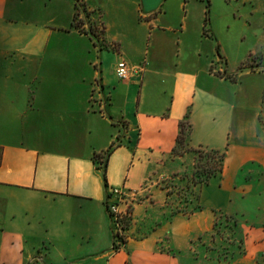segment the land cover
Here are the masks:
<instances>
[{"label": "crops", "instance_id": "0c3cea01", "mask_svg": "<svg viewBox=\"0 0 264 264\" xmlns=\"http://www.w3.org/2000/svg\"><path fill=\"white\" fill-rule=\"evenodd\" d=\"M48 1L45 13L35 14L0 0V20L9 11L22 20L60 19ZM75 1L56 30L41 28L26 40L35 26L19 23L9 28L12 39L0 38L1 49L23 51L38 70L51 69L35 76L56 85L36 97L34 122L23 125L28 134L18 142L0 139V264H230L206 256L201 240L218 213L239 212V193L256 190L251 179L258 188L264 180V99L256 97L260 106L235 104V75L216 67L222 45L205 26L213 0ZM64 37L67 44L52 45ZM69 52L74 59L64 58ZM120 61L143 69L122 80ZM119 82L128 90L125 109L116 106ZM186 116L191 148L226 153L220 180L194 190V155L173 154ZM112 146L105 182L94 156ZM116 188L129 213L118 250L106 206ZM250 241L261 244L247 247L241 264H264V234Z\"/></svg>", "mask_w": 264, "mask_h": 264}, {"label": "rangeland", "instance_id": "374dc122", "mask_svg": "<svg viewBox=\"0 0 264 264\" xmlns=\"http://www.w3.org/2000/svg\"><path fill=\"white\" fill-rule=\"evenodd\" d=\"M13 1L17 9L19 7L27 8V10L33 9L36 11L35 14L39 11L42 12V10L45 13L47 10L44 0ZM74 1L49 0L48 5L50 7L57 6L60 10V19H55L54 21L45 18L17 19L14 13L9 11L0 20L7 26L6 29H0V38L12 39L10 27L18 26L19 23H23V25L27 23V27L28 24L35 26L28 33L26 40H30L41 28H45L48 32L56 30L57 27L66 25L68 21V4ZM87 1L97 4L96 0ZM230 2L228 5L224 0H213V3L209 6L210 22L207 25V30L214 32L217 42L222 45L220 47L218 44L220 56L223 59L220 60L216 54L218 58L216 67H228L229 73H234L236 81L233 85L234 98L238 108H241V106L249 107V105L251 107L260 106L259 103L256 104L255 99L258 94L261 96V102L264 99V73L263 71L258 73L261 69L264 70V0H231ZM75 3L77 4L76 1ZM81 14L85 15L84 12H81ZM90 17L92 20H99L100 14L98 12L90 13ZM124 21L127 25L131 24L129 18L124 19ZM91 35L94 36L93 34ZM92 39L97 41L95 36ZM16 41L19 42V45H16L17 48L21 49L23 43H21L19 38ZM68 42L67 37L59 41L54 38L52 45L57 43L65 45ZM64 58L70 60L75 57L69 52L67 57ZM45 60H50L49 56ZM37 66L38 62L33 55H27L23 51H14L13 49L3 50L0 46V126L2 124L7 128L3 131L0 130V139L5 134L4 140L18 142L25 134H28L24 130L23 125L26 122L28 123L27 126L30 127V124L34 122L36 97L49 95L53 86H56L52 80H47L43 84L40 83L39 78H36L37 75L35 76L36 69L39 71L38 74H51L50 71L52 70L46 71L44 67L38 70ZM122 84L123 82H119V96L121 99L116 103L118 109H125L128 96V90ZM61 86L62 89L65 87V92L71 90L69 87L71 85L69 84ZM210 87L213 90L215 89L214 86ZM190 109L189 106L186 114L188 116ZM26 111L31 112L27 114ZM260 128L264 134V126L260 125ZM255 140L261 142V135H257ZM233 142H236L235 138ZM242 174L245 175V173ZM217 180H220V178H217ZM250 181L256 190L253 194L239 193L240 195L236 198L235 209L236 211L240 209L238 210L240 213H218L212 231L202 237L203 253L207 254L206 256L210 253L213 256L211 260L217 259L219 262L241 264L248 254L247 247H258L261 244V242L252 243L250 240L255 235L264 234V225H258L260 220H264V180L259 188L257 187L256 179H251ZM191 187L194 190L192 185ZM187 189L190 190L189 187ZM178 194L179 200L184 201L181 198L182 192H178ZM192 195L193 193L191 192L187 197ZM128 215L129 213L126 212L122 232L120 233L125 239V230L129 224ZM212 237H215V241L212 240ZM116 243L119 247L123 244L120 242Z\"/></svg>", "mask_w": 264, "mask_h": 264}, {"label": "trees", "instance_id": "16d2710c", "mask_svg": "<svg viewBox=\"0 0 264 264\" xmlns=\"http://www.w3.org/2000/svg\"><path fill=\"white\" fill-rule=\"evenodd\" d=\"M76 9L78 11L79 9L78 6ZM209 15L210 14L208 8L205 19L206 27L210 22ZM75 27L77 28L79 27V25H75ZM187 120H188V116H186L185 119L180 123V132L177 138L176 147L173 150V154L182 155L184 153H192L195 157V164L193 167V175L190 179L191 180L190 183L193 187L206 186L210 184L212 179L221 178L224 168L226 153L216 150H208L205 148H191L188 143L191 125ZM115 148L116 146H112L109 150L106 151L104 156L101 155L94 156V162L98 166V169L102 171L105 182H106L105 170L108 163V159L112 154V152L115 150ZM110 197L111 196H109L106 202V206L113 226V233L115 240L113 249L118 250L119 246L117 245L116 242L124 243L125 238H123L120 233L115 232L116 227L114 226V222H113L114 216L110 213V209H109ZM123 220L121 222L122 225H123Z\"/></svg>", "mask_w": 264, "mask_h": 264}, {"label": "built area", "instance_id": "2783aa9c", "mask_svg": "<svg viewBox=\"0 0 264 264\" xmlns=\"http://www.w3.org/2000/svg\"><path fill=\"white\" fill-rule=\"evenodd\" d=\"M142 67H131L125 61L118 62L116 66V74L122 80H127L132 73L141 71ZM112 197L115 198L113 202L109 204L110 213L114 216L113 222L114 226L116 227L115 232L121 233L122 232V220L126 215L120 208L121 203L123 202L125 195L122 190L116 188L112 189Z\"/></svg>", "mask_w": 264, "mask_h": 264}]
</instances>
